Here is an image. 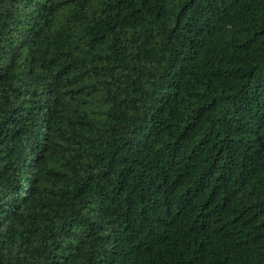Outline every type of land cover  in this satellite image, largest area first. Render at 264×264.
Returning a JSON list of instances; mask_svg holds the SVG:
<instances>
[{
	"label": "trees",
	"instance_id": "16d2710c",
	"mask_svg": "<svg viewBox=\"0 0 264 264\" xmlns=\"http://www.w3.org/2000/svg\"><path fill=\"white\" fill-rule=\"evenodd\" d=\"M0 264H264V0H0Z\"/></svg>",
	"mask_w": 264,
	"mask_h": 264
}]
</instances>
